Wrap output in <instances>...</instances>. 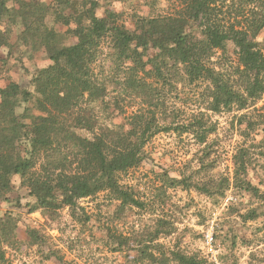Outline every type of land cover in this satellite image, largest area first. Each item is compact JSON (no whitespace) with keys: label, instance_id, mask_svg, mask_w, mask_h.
<instances>
[{"label":"trees","instance_id":"1","mask_svg":"<svg viewBox=\"0 0 264 264\" xmlns=\"http://www.w3.org/2000/svg\"><path fill=\"white\" fill-rule=\"evenodd\" d=\"M160 2L143 0L155 14L134 13V28H129L120 12L107 8L99 14L101 0H0V23L22 26V44L44 50L50 60L32 76V89L18 83L0 87V196L7 199L14 176L21 185L38 184L36 177L43 180L40 189L31 184V194L36 207L47 213L64 205L77 217L79 201L101 193L118 200L121 210L145 208L120 176L142 163L146 144L163 131L193 135L203 146L195 174L205 176L194 182L191 176L164 172V184L195 187L209 196L230 187L227 178L208 174V141L216 132L210 115L198 110L183 120L185 112L175 106L167 120L170 107L161 88L171 87L177 98L197 88L207 111H239L246 140L257 124L243 111L264 97V51L258 41L264 30V0H167V13L157 12ZM49 17L66 29L50 25ZM230 45L236 61L227 58ZM137 98L147 107L137 106L124 123L107 119L134 107L129 101ZM260 156L264 160V150ZM253 161L249 146L237 150L233 183L259 194L242 176ZM15 224L12 213L0 217V264L7 262L6 247L18 244ZM35 233L29 231L37 244ZM109 238L117 250L132 247L125 236ZM135 241L132 264H210L198 253L175 249L156 254L146 238Z\"/></svg>","mask_w":264,"mask_h":264},{"label":"rangeland","instance_id":"2","mask_svg":"<svg viewBox=\"0 0 264 264\" xmlns=\"http://www.w3.org/2000/svg\"><path fill=\"white\" fill-rule=\"evenodd\" d=\"M42 1L52 3V0ZM160 4L157 12L170 11L167 0H161ZM107 8L120 12L129 28H134V13L155 14L143 0L126 3L101 0L98 13L102 15ZM48 23L60 30L66 29L54 24L52 17L48 18ZM22 29V26L0 23V87L18 83L32 89L30 80L34 73L50 64L44 50L33 51L22 44L19 38ZM258 41L264 51V30ZM227 58L237 60L232 45ZM153 79L147 76L153 86H158ZM178 88L181 89L180 84ZM161 89H164L170 107L165 115L167 120H170V110L175 106L185 112V118L180 117L183 120L198 110L210 115L216 124V132L208 141L211 143L208 159L212 164L208 174L217 180L227 178L230 187H221V191L209 196L195 187L164 184L161 177L164 172L178 178L191 176L194 182L205 179L203 174H195L200 166L198 158L203 146L196 143L192 134L181 136L174 131L157 133L146 144L142 163L120 176L121 184L144 201L146 207L142 209L133 206L121 210L118 200L112 199L108 193H101L81 199L77 217L64 205L47 213L42 207H36L37 198L31 194V184H35L21 185L20 177L14 176L13 189L6 194L7 199L0 196V217L7 213L16 217L14 232L18 240L17 245L6 247L5 264H132L130 259L136 253L133 249L136 238H146L156 254L178 249L187 254L198 253L210 264H264V160L260 156L264 150V97L243 111L257 124L249 130V137L245 140L240 128L246 123L241 126L238 123L239 111H207L197 88L187 89L186 93L179 95L180 98H177V91H170L169 86ZM129 102L135 106L127 107L125 113L115 111L107 119L124 123L126 117L143 103L139 98ZM143 104L146 108L147 104ZM245 145L251 149L254 161L243 170L242 176L259 189V194H252L233 183L234 155ZM34 178L38 183L35 186L40 189L43 179ZM30 230L36 232L39 243H33ZM209 232L213 236L211 242L207 239ZM109 234L125 236L132 247L117 250ZM55 253L63 256L65 263Z\"/></svg>","mask_w":264,"mask_h":264},{"label":"built area","instance_id":"3","mask_svg":"<svg viewBox=\"0 0 264 264\" xmlns=\"http://www.w3.org/2000/svg\"><path fill=\"white\" fill-rule=\"evenodd\" d=\"M212 238H213V236H212V234L209 232V233L207 234L208 242H211V241H212Z\"/></svg>","mask_w":264,"mask_h":264}]
</instances>
